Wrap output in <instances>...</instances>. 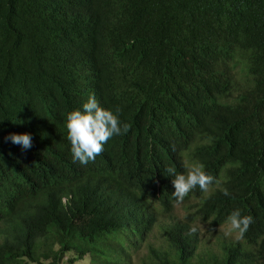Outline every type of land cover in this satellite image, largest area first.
Wrapping results in <instances>:
<instances>
[{
  "label": "trees",
  "instance_id": "obj_1",
  "mask_svg": "<svg viewBox=\"0 0 264 264\" xmlns=\"http://www.w3.org/2000/svg\"><path fill=\"white\" fill-rule=\"evenodd\" d=\"M74 78L122 110L116 159L73 162ZM196 162L219 184L177 204L168 169ZM236 209L240 241L219 229ZM65 256L264 264V0H0V264Z\"/></svg>",
  "mask_w": 264,
  "mask_h": 264
},
{
  "label": "clouds",
  "instance_id": "obj_2",
  "mask_svg": "<svg viewBox=\"0 0 264 264\" xmlns=\"http://www.w3.org/2000/svg\"><path fill=\"white\" fill-rule=\"evenodd\" d=\"M91 62L74 63L75 69L84 79H89L92 74ZM74 91H72V104L64 119V131L67 129V139L70 142V151L73 162L86 166L101 155L104 149L110 151L113 159L117 158L112 147L118 144L119 135L129 131L128 124H122L119 114L121 109L117 107L115 112L108 110L107 105L92 91L82 88L80 81L74 78ZM76 89V90H75ZM14 145H19L27 150L32 146L30 134H10L5 137ZM172 175L174 192L172 196L177 204L183 203L189 193L195 189L203 193H210L219 182L215 177L205 171L202 163H191L185 173H176L175 169L169 168ZM224 196H229L227 188L221 189ZM254 219L250 215H241L239 209L231 212L225 221L223 235L240 241L244 238ZM196 228L191 232L195 233Z\"/></svg>",
  "mask_w": 264,
  "mask_h": 264
},
{
  "label": "rangeland",
  "instance_id": "obj_3",
  "mask_svg": "<svg viewBox=\"0 0 264 264\" xmlns=\"http://www.w3.org/2000/svg\"><path fill=\"white\" fill-rule=\"evenodd\" d=\"M183 203H185V205H188V202L186 201V200H184L183 201ZM207 225H201V229H202V231H208L207 230ZM223 227L224 226H221V227H219V229H223ZM66 258H67V256H65L64 257V260H63V264H69L67 261H66ZM74 264H88V259H82V260H78V261H76Z\"/></svg>",
  "mask_w": 264,
  "mask_h": 264
}]
</instances>
